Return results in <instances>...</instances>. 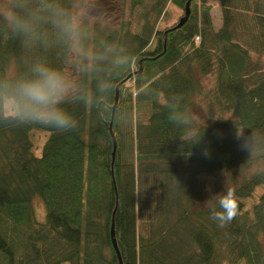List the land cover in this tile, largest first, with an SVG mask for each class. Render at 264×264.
Masks as SVG:
<instances>
[{
  "label": "trees",
  "instance_id": "1",
  "mask_svg": "<svg viewBox=\"0 0 264 264\" xmlns=\"http://www.w3.org/2000/svg\"><path fill=\"white\" fill-rule=\"evenodd\" d=\"M87 2L64 0L83 10ZM129 2L139 23L124 19L100 35L99 23L93 31L85 17L89 52L113 49L87 70L51 29L47 46L29 47L0 28V80L45 60L88 98L66 106L75 130L0 122V264H121L112 228L123 264H264V193L252 213L246 203L264 185V172L233 186L239 213L225 227L210 218L219 197L198 205L203 178L264 159V0ZM170 3L183 16L160 29ZM121 56L131 62L115 65ZM209 76L213 85L206 87ZM103 82L111 90L101 91ZM165 97L192 114L190 128L168 120ZM199 100L204 121L193 113ZM237 128L243 139L254 137L248 158ZM203 130L197 143L182 140ZM35 132L45 134L40 156ZM35 197L45 203L44 223L36 219Z\"/></svg>",
  "mask_w": 264,
  "mask_h": 264
},
{
  "label": "clouds",
  "instance_id": "2",
  "mask_svg": "<svg viewBox=\"0 0 264 264\" xmlns=\"http://www.w3.org/2000/svg\"><path fill=\"white\" fill-rule=\"evenodd\" d=\"M86 14L80 6L73 3L66 5L64 0H0V28L19 37L29 47L38 44L47 46L51 29L59 40L67 44L74 63L82 70L103 63L107 59L106 53L113 51L109 46L105 52L90 53L85 47ZM130 62L131 58L127 56L117 57L113 61L118 66ZM99 89L109 91L111 85L103 82ZM175 99H182V96L178 95ZM87 100V95L82 93L65 71L45 60H37L28 74L0 80V122L41 125L59 132L75 130L78 121L66 106L77 101L87 104ZM163 107L169 109L168 120L177 128L187 129L193 125L192 114L187 110H180L167 97ZM203 133L204 130L190 140L181 139L191 145L199 142ZM236 137L241 141V149L247 151L250 157L254 150V137L243 139V128H237ZM205 154H208L207 150ZM256 172H264V165L257 167ZM238 213V197L233 189L228 188L219 196L217 205L211 208L210 218L218 227L223 228Z\"/></svg>",
  "mask_w": 264,
  "mask_h": 264
},
{
  "label": "rangeland",
  "instance_id": "3",
  "mask_svg": "<svg viewBox=\"0 0 264 264\" xmlns=\"http://www.w3.org/2000/svg\"><path fill=\"white\" fill-rule=\"evenodd\" d=\"M145 2V4L149 7L153 0H145ZM87 3V7L85 9L87 14L85 17L89 21L90 27L93 31L95 26L94 24L99 23V30L97 33H100V35L102 34L101 29L109 31V29L118 28L124 19L130 20L132 17L139 23L138 16L141 17V14L137 13L131 15L129 0H88ZM182 16L183 11L176 5L170 3L161 18L158 27L161 29L166 26H170L180 20V17ZM212 16L215 28L218 29L221 25V8L218 2H215L212 10ZM213 81L214 78L212 76L205 77L203 79V84L206 87H211L213 85ZM204 102L205 101L201 100L196 104V107L193 110L194 117L199 121H204L206 119L205 110L203 108ZM33 138L36 146L38 147L36 155L40 156L42 154L41 146L45 141V134L42 132H35ZM243 155L244 158L249 157L246 152H244ZM262 165H264V159L250 164H243L242 167L244 170L242 171L233 172L225 169L218 171L211 176H206L203 178L205 183L204 196L202 202L198 205H209L212 199L223 195L226 189H232L235 184H241L256 171L257 167ZM263 193L264 185H261L256 189L254 196L247 200V210L250 212L252 211L255 201ZM32 204L36 212L37 221L44 223L46 221L45 203L41 198L35 197Z\"/></svg>",
  "mask_w": 264,
  "mask_h": 264
},
{
  "label": "water",
  "instance_id": "4",
  "mask_svg": "<svg viewBox=\"0 0 264 264\" xmlns=\"http://www.w3.org/2000/svg\"><path fill=\"white\" fill-rule=\"evenodd\" d=\"M187 14H189V11L187 12ZM186 19H187V17L183 18V19L181 20V23L179 24V26L182 25V24L185 22ZM112 237H113V244H114V247H115V249H116V251H117V254H118V256H119L120 262H121V264H123L122 257H121V254H120V250H119V248H118V244H117V241H116V239H115L114 228H112Z\"/></svg>",
  "mask_w": 264,
  "mask_h": 264
}]
</instances>
